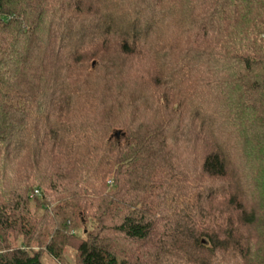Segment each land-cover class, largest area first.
Returning <instances> with one entry per match:
<instances>
[{"label":"trees","instance_id":"trees-1","mask_svg":"<svg viewBox=\"0 0 264 264\" xmlns=\"http://www.w3.org/2000/svg\"><path fill=\"white\" fill-rule=\"evenodd\" d=\"M45 257L264 264V0H0V264Z\"/></svg>","mask_w":264,"mask_h":264},{"label":"rangeland","instance_id":"rangeland-1","mask_svg":"<svg viewBox=\"0 0 264 264\" xmlns=\"http://www.w3.org/2000/svg\"><path fill=\"white\" fill-rule=\"evenodd\" d=\"M72 258H73V252L67 250V252L65 253V259H67V261L71 263ZM45 264H56V263L45 257Z\"/></svg>","mask_w":264,"mask_h":264},{"label":"water","instance_id":"water-1","mask_svg":"<svg viewBox=\"0 0 264 264\" xmlns=\"http://www.w3.org/2000/svg\"><path fill=\"white\" fill-rule=\"evenodd\" d=\"M115 136L118 137L119 136V132H116Z\"/></svg>","mask_w":264,"mask_h":264},{"label":"built area","instance_id":"built-area-1","mask_svg":"<svg viewBox=\"0 0 264 264\" xmlns=\"http://www.w3.org/2000/svg\"><path fill=\"white\" fill-rule=\"evenodd\" d=\"M34 194H38V191H37V190H35V191H34Z\"/></svg>","mask_w":264,"mask_h":264}]
</instances>
